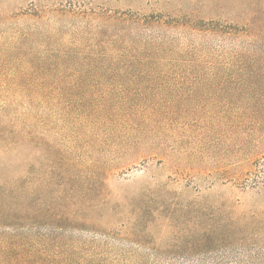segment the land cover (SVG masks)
Returning a JSON list of instances; mask_svg holds the SVG:
<instances>
[{
    "label": "rangeland",
    "instance_id": "obj_1",
    "mask_svg": "<svg viewBox=\"0 0 264 264\" xmlns=\"http://www.w3.org/2000/svg\"><path fill=\"white\" fill-rule=\"evenodd\" d=\"M66 10L193 18L219 31L172 30L163 35L179 56L167 57L166 64H183L189 46L199 48L197 78L169 79L167 89L159 93L156 87L163 84L150 73L137 79H114L108 73L96 78L90 73H104L103 68L73 67V73L84 75L73 78L72 92H58L73 98V139L72 131L59 122L61 113L51 107L42 110L40 146L8 148L9 142L0 139V192L71 196L69 208L88 212L96 223L145 208L148 229L140 244L124 235L125 230L108 225L102 230L113 231L115 238L81 227L43 229L53 238L41 264H264L263 223H196L186 214L188 206L216 219L264 216V138L259 134L264 131V63L233 60L238 46L264 52V0H0V37L9 42L15 34L34 35L28 41L31 49L38 50L43 67L51 70L63 63L73 66V35L83 39V47L91 33L97 32L103 42L115 36L116 27L73 21V15H63ZM249 28L256 37L241 40L233 35L234 29ZM148 30L138 39L147 38ZM1 73L0 68V126L10 132V127L25 122L29 110L10 102L17 93L6 89L10 81ZM120 86L128 91L108 92L111 102L101 101L107 88ZM146 87L153 88L133 90ZM93 88L106 89L94 93ZM141 95L157 97L151 98L157 104L151 139L168 158L159 154L126 161L107 139L101 118L127 109L119 98L134 104ZM30 232L0 227V245L18 233L28 236L34 231Z\"/></svg>",
    "mask_w": 264,
    "mask_h": 264
},
{
    "label": "trees",
    "instance_id": "obj_2",
    "mask_svg": "<svg viewBox=\"0 0 264 264\" xmlns=\"http://www.w3.org/2000/svg\"><path fill=\"white\" fill-rule=\"evenodd\" d=\"M65 14L73 15V21L76 19L89 21L95 28H102L103 25L116 27L115 36L103 42L99 40L97 32L91 33L88 44L83 47L81 41L83 39H78L73 35V66L63 63L62 66L51 70H46L43 67L44 63L42 58H39L38 50L31 49L28 41L35 37L34 35L15 34L8 38L9 42H3L0 37L1 75L8 76L10 81L9 85L4 84V86L17 93L15 95L17 98L10 102L26 105L29 110V115H25V122L19 126L10 127V132H7V127L0 126V139L9 142L8 148L24 144H36L37 146L42 144L43 135L37 130L45 124L43 107H51L52 112L61 113L59 122L61 121L64 130L72 131L73 139V98L66 99L58 93L60 91L72 92L73 78L84 75L77 71L73 73V67L103 68L104 73L97 71L90 73V76L96 78L108 73L114 79L124 77L137 79L141 77V74L150 73L152 76L154 75V81L162 82L163 86H158L156 89L159 93H163L167 89L166 85L169 84V79L186 82L190 77L197 78L194 69L198 67L201 59V51L193 45L189 46V50H187L186 57L188 55L189 57L185 59V63L176 64L177 66L166 64L167 61H170L166 60L167 57L179 58V56L176 51L171 50L174 47L173 42L166 40L163 36L164 33L172 30H187L193 33H216L219 31L193 18L189 21L186 19L166 20L162 16L142 18L135 15H112L108 12L93 10L87 13L80 11L71 13L66 10L63 15ZM22 16L26 18L28 15ZM29 16L31 15L29 14ZM144 30H148L150 34L147 38H140L141 41L138 37ZM233 35L241 40L256 37L250 28L248 30L234 29ZM238 48L233 60L264 63V52L253 51L251 53L247 52L245 48L242 50ZM184 64L185 66H183ZM147 69L151 71H146ZM135 70H138V73H135ZM132 75L135 76L132 77ZM127 88L122 86L107 88L110 90L102 95L104 98H101V101L105 104L111 102V100H107L112 99V97H108L112 96L109 94L110 92H127ZM152 88H135L133 90L149 92ZM104 89L106 88H93L92 91L99 93ZM139 97L134 104L126 98H119L122 99L120 103L123 108L126 104L127 109L116 110L101 118L107 127V139L122 152L126 161L130 160L131 162L159 154L168 158L167 153L161 152L151 139L153 112L157 107V104H152L151 98L156 96L141 95ZM93 101L99 102L98 100ZM51 125H54V122H51ZM259 134H262L264 138V131ZM56 165L53 164L54 167ZM22 182L24 184V181ZM21 191H24L23 187ZM68 204H73V197L62 194L46 196L38 192H0V227L17 228L26 232L34 231L28 236L18 233L10 237L9 240H3L5 244L0 245V264H41L44 251L53 238L52 234H47L43 229L49 228L60 232L64 228H73L74 231H78L81 227V230L85 228L95 234L103 235V237L115 238L113 231L102 230L105 229L102 227L108 225L118 227L119 232L125 230L123 234L130 237L135 244H140L143 232L148 229L143 216L146 214L145 208L126 211L123 216L112 221L96 223L91 220L94 216H90L88 212L85 214L83 210H73V208H69ZM198 210L187 206L186 211L190 219L196 223L211 222L212 224L214 221H218L233 224L232 221H234L235 224L244 222V225L249 226L259 222L264 224V216L261 215L227 220L226 217L216 219L205 213L204 210ZM57 241V247L61 248L60 238Z\"/></svg>",
    "mask_w": 264,
    "mask_h": 264
}]
</instances>
